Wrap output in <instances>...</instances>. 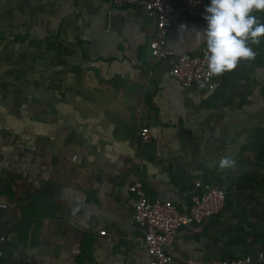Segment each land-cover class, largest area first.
<instances>
[{"label": "crops", "instance_id": "crops-1", "mask_svg": "<svg viewBox=\"0 0 264 264\" xmlns=\"http://www.w3.org/2000/svg\"><path fill=\"white\" fill-rule=\"evenodd\" d=\"M206 26L177 14L168 47L206 48L195 34ZM154 33L144 10L107 1L0 0V50L12 49L27 88L8 98L0 85V264H149L128 188L183 211L200 177L225 191L224 206L166 252L176 262L264 254V49L252 46L256 58L212 91L185 88L168 76L175 57L151 58ZM226 155L236 167L220 171Z\"/></svg>", "mask_w": 264, "mask_h": 264}, {"label": "built area", "instance_id": "built-area-1", "mask_svg": "<svg viewBox=\"0 0 264 264\" xmlns=\"http://www.w3.org/2000/svg\"><path fill=\"white\" fill-rule=\"evenodd\" d=\"M111 3L116 9L135 7L144 10L155 20L154 39L149 43L150 56L155 62L175 57L168 76L183 87L202 86L212 91L215 79L207 76L205 48L193 54L176 55L167 45V34L177 14L201 19L209 0H99ZM142 142L149 141V130L143 127L139 131ZM128 191L134 195L131 219L141 231L135 241L143 246L150 256L149 264H264V254L258 253L255 259L250 256L231 260L203 261L187 258L176 262L166 252L173 244L178 231L190 225L201 224L217 216L224 206L226 193L219 186L199 178L195 181L189 205L179 211L170 201L149 200L139 183H133ZM0 203V210L6 209ZM104 235L105 231H100ZM6 238L0 236V245Z\"/></svg>", "mask_w": 264, "mask_h": 264}, {"label": "clouds", "instance_id": "clouds-1", "mask_svg": "<svg viewBox=\"0 0 264 264\" xmlns=\"http://www.w3.org/2000/svg\"><path fill=\"white\" fill-rule=\"evenodd\" d=\"M264 11V0H210L204 9V30L195 31L198 43H204L207 76L219 77L234 71L241 62H251L257 53L250 45H259L264 38V23L254 12ZM181 29L185 26L181 25ZM231 156L220 158V171L233 170Z\"/></svg>", "mask_w": 264, "mask_h": 264}, {"label": "rangeland", "instance_id": "rangeland-1", "mask_svg": "<svg viewBox=\"0 0 264 264\" xmlns=\"http://www.w3.org/2000/svg\"><path fill=\"white\" fill-rule=\"evenodd\" d=\"M2 50H5V58H4V62H0V85H2V88H3V91L4 93H6L8 95V98H10V96L12 95L13 91L16 89L15 87L17 85L20 86V88H23L24 90H26L27 88L24 87V81H19L18 79L15 80L14 77H16V74H14V72L12 71V59H13V56H12V49H1L0 52H2ZM3 58V57H2ZM5 66V69L2 68ZM11 67V68H9ZM26 81V80H25ZM26 92V91H24ZM5 94V95H6ZM27 95V94H26ZM0 105L2 106L3 104V98L0 97ZM8 105L12 106L10 104V101L7 100V103ZM11 114L9 115H12L13 116V113L12 111L10 112ZM21 119H24V117H22ZM15 122L12 118L11 122L9 123L8 125V129L9 128H12L14 127Z\"/></svg>", "mask_w": 264, "mask_h": 264}, {"label": "trees", "instance_id": "trees-1", "mask_svg": "<svg viewBox=\"0 0 264 264\" xmlns=\"http://www.w3.org/2000/svg\"><path fill=\"white\" fill-rule=\"evenodd\" d=\"M208 4H209V2H208ZM253 14L257 16V18H258V20H259L260 23H264V11L254 12ZM250 46L252 47L254 45H250ZM256 46L258 48H260V49H264V38H261L260 44L259 45H256Z\"/></svg>", "mask_w": 264, "mask_h": 264}]
</instances>
